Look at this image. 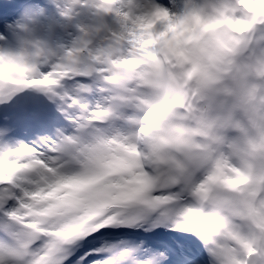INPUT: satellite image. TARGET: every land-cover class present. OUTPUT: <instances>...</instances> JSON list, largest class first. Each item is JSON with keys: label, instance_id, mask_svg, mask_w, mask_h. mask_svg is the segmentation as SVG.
<instances>
[{"label": "clouds", "instance_id": "clouds-1", "mask_svg": "<svg viewBox=\"0 0 264 264\" xmlns=\"http://www.w3.org/2000/svg\"><path fill=\"white\" fill-rule=\"evenodd\" d=\"M46 8L67 26L20 17L0 38V106L43 85L57 114L27 141L0 125V264H173L119 229L188 234L192 264H264V0Z\"/></svg>", "mask_w": 264, "mask_h": 264}, {"label": "snow or ice", "instance_id": "snow-or-ice-1", "mask_svg": "<svg viewBox=\"0 0 264 264\" xmlns=\"http://www.w3.org/2000/svg\"><path fill=\"white\" fill-rule=\"evenodd\" d=\"M61 20L56 21L57 24L61 28L66 27V23H62L61 21H67L68 17L65 14L64 10L61 9ZM20 16L23 18L31 19L37 15H42L44 13V9L40 8L38 5L33 4H25L19 10ZM20 21L16 20L13 22H9L7 20L2 21L3 32L0 33V38L10 37L14 34L15 28L19 25ZM39 43V41H37ZM75 46V41L70 45H62L61 47L67 52L70 51L72 47ZM55 55V53H53ZM83 82V81H82ZM48 89L43 85H39L35 89V95L31 97H17L13 100V103L9 106V108L15 109L17 111L28 112L31 111L35 116L39 113L41 107L45 104L42 99V95L46 94ZM6 120H10L11 117H6ZM13 126V125H12ZM11 201L7 200L6 197L4 199H0V234H8L9 236H14L15 234L11 232L12 223L10 221V217L14 212V208L10 207Z\"/></svg>", "mask_w": 264, "mask_h": 264}, {"label": "bare ground", "instance_id": "bare-ground-1", "mask_svg": "<svg viewBox=\"0 0 264 264\" xmlns=\"http://www.w3.org/2000/svg\"><path fill=\"white\" fill-rule=\"evenodd\" d=\"M36 18V28L38 31H41L43 29L45 30H53L54 24L51 21H48L47 17L45 15H37ZM53 25V26H52Z\"/></svg>", "mask_w": 264, "mask_h": 264}]
</instances>
